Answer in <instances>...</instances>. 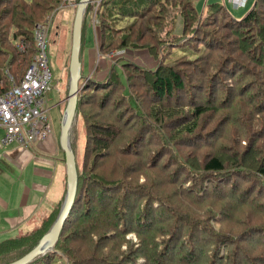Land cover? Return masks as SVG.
Instances as JSON below:
<instances>
[{
    "label": "trees",
    "instance_id": "1",
    "mask_svg": "<svg viewBox=\"0 0 264 264\" xmlns=\"http://www.w3.org/2000/svg\"><path fill=\"white\" fill-rule=\"evenodd\" d=\"M145 1L147 2L144 3ZM137 3L139 8H144L142 11L123 13L126 6H135ZM178 3H180V6L174 7ZM60 4L61 0H0V22H7L10 30L12 29L10 37L5 38L3 36V28L0 27V53H4L9 57L7 63L0 65V81L4 86L2 91L10 87L7 74L13 78L16 84L21 82L35 54V25L43 23L47 19L46 14L48 12V15L51 12L54 13ZM141 4L142 6L140 7ZM155 9L157 11L153 14ZM108 11L111 17L109 22L103 16ZM131 14H135V18ZM99 17L98 24L101 29V43L98 51L100 54H106L111 50L146 51L156 64L153 68L149 67L145 61H142L143 64L137 65L132 61L125 60L120 55L116 59V63L111 66L112 69L107 78L102 82L96 83L92 79L85 82L84 89L90 86L92 87L90 90L92 93L96 91V87L100 89L104 86H111L116 90L120 87L121 91L124 90L127 94L126 96L120 94L118 102H123L128 116L121 117L122 115L120 114L114 122H109L107 125L103 123L102 126L95 123V120L93 121L91 116L83 114L82 117L84 126L82 159L88 157L89 153H92V149H89V142H92L94 147L100 146L104 149L107 148V140H109L112 142L111 149H114L112 153L114 155L111 156L115 157L111 158L110 161L106 160L105 163L110 164L112 169L107 171L108 175L106 178H103L105 183L98 181L97 187H95L97 191L95 199L94 194L90 191V187L94 186V180L92 179V183L89 182L88 184L85 177H78L76 196L56 244L51 251L35 258L28 264H83L84 258L82 260L80 255L82 252L73 246L66 247L67 243L71 244L72 242L81 241L85 243L90 242L88 247H92V249L98 246L101 247L100 252L95 253V256L102 259L97 260L98 264H126L130 261L126 252H129L134 257L140 254L142 257H145L147 250L142 251V246L147 242L148 235L152 234L155 228L162 227L163 225L160 224L164 221H167L164 223L168 225V229L166 232L162 231V236L167 239L172 232L171 235L175 237L170 242H166L167 245L171 244L169 253L173 254L177 251L183 256L176 259L177 262L174 261L175 258H168L162 263L160 260L164 259V257L159 258L154 264H184L188 256L191 257L192 254L199 253L200 244L203 242H199L197 238L200 233L196 231V226L194 224L191 227L190 225L187 226V222L184 219L186 216L181 217L180 215L178 217L177 210L179 207L181 208L180 210L185 208L187 212L188 208L193 209L194 216L198 215L196 220L194 217L195 224L200 222L203 224L207 223L211 228L214 226L212 228L214 233H218L219 236L224 238V242L221 244L209 245L206 249L208 251L206 252V259L211 258L212 253L216 249H219L224 255L230 252V256L224 259V264L243 263L242 258L238 259L237 257L240 252L237 250L236 244L241 242V238L244 241L243 233L247 231L249 235L252 234V237L259 242H255L256 245L253 248H245L246 253L243 257L249 264L253 262L255 264H264V256H262L264 254V213L259 211L260 214L256 215V218L262 220V224L259 226L253 225L254 216L244 213L247 206L253 207L250 201L246 199L249 200L254 193H259L260 190L264 191V163L258 165L261 166L258 170L259 172L257 171L259 174L249 171V173H253L252 175H248L251 180L242 181L241 176L247 175V171L239 170L242 165L239 161L241 159L240 156H236L235 159L231 156L228 158L229 161L223 156H211L209 154L204 158H198L194 151L196 149L206 150L210 144L214 148H225L226 151L239 148L243 156L242 160L244 161L245 156H254V152L257 153L258 151H260L259 156L264 158V0H254L249 11L241 18L232 17L226 6L219 3L206 4L204 10L198 12L195 7V0H181L180 2L178 0H143L142 3H139V0H102ZM42 18L44 20L41 21ZM130 18L134 20L148 19L142 24L144 26L139 25L135 30L131 29L130 25L126 28L122 25L124 20H130ZM134 20L131 24L134 23ZM106 22L116 28L111 31V35H108L110 28ZM205 24L211 27L210 32L201 30L205 28L203 27ZM214 36L222 40V45L215 43L217 48L222 49V54L223 50L225 52L222 57L221 55H214L211 57L212 62L206 63L210 51L205 50L207 56L198 51L210 49L211 47H208L209 44L206 42L211 43V39ZM85 38L83 32L81 34L80 60ZM233 38H237V40L234 41ZM4 40L9 45L8 49L1 47L2 43L4 45ZM234 44L236 51L232 55L229 52L230 47L234 46ZM174 51H180L182 55L175 57ZM229 57L230 59H228ZM221 60L225 61L224 66H222ZM121 61L123 62L121 69L125 79L123 82L119 80L114 72V66ZM197 61L203 64V67L204 64H207L208 67L205 66L202 70V85H197L195 94L198 96V100L193 94L188 99L186 95L187 90L194 91L191 85L192 78H190V83L188 84L171 68H180L179 66L185 64L191 66V63H197ZM132 75H137V80H144L142 78H146L147 82L152 84V94L160 98V100L163 97L174 99V95H176L180 99L184 98L187 106L193 109L191 111V118H188L186 114L184 116L178 110L181 113L176 118V120L181 119V122L177 125V131L181 135L177 139L178 143L169 134L174 128V131H176V126L172 123H167L166 120L175 114L169 111V109L159 108V110H162V115H160L159 119L147 116L145 105L140 102V100L143 101L140 97L141 95H138V92H142L140 90L136 93L131 91ZM209 80H211L210 85H213L214 88L208 87L207 91H205L203 82ZM212 80H215L216 84ZM106 91L109 94V90ZM114 93H110L108 96ZM210 101L214 102L212 108L205 105L206 103L210 104ZM135 103L137 107H135ZM81 105L82 103L77 104L76 111ZM180 107L179 102H174V108ZM247 107H249L250 111L247 110ZM98 108L100 109L98 115L104 114L103 109L105 107L102 109ZM214 108L216 110H211ZM122 112L125 113V110H122ZM223 112H225V115ZM105 115L108 116V114ZM130 117L132 119L129 121ZM210 118L213 119L211 120ZM216 118H219L218 122L215 120ZM108 120L106 119L107 122ZM139 122L142 125L145 123L146 126H141ZM214 122L215 125L208 131L214 132L210 136L203 134L206 130L202 132L198 131L203 124L209 127ZM147 123H151L153 127L147 126ZM143 128L145 130H142ZM233 129L235 130L234 132ZM148 133H150V138L146 140L145 136ZM174 135L176 136L177 133ZM93 136L99 140H94ZM199 143L200 145L196 146ZM136 146L139 149L134 150ZM182 148L191 149L193 153L185 154L182 152ZM122 149L130 154L129 160H126L134 162L133 166L132 164H124L127 162L122 163L119 160V155L122 156L123 154ZM129 149L130 152L128 151ZM251 156L248 157L247 165H250L251 161H253ZM115 159L120 162H112ZM189 159L192 162L197 159L198 165L191 164ZM160 160L166 165H171L173 169L168 173L174 171V176H178L180 182L178 186L174 185L170 187L168 185L171 174L166 176V179L161 178V176L155 177L151 185H148L147 182L140 183L136 181L138 175L149 171L147 168L151 167L150 165L157 166V162ZM226 161L230 163L225 164ZM133 168H135V173L131 171ZM77 174L78 176L80 175L79 173ZM124 174H126V177L129 174L128 179L122 177ZM118 178H122V180L118 183H112L113 180ZM181 180L182 182L185 180V183L182 184ZM252 183L255 184V187L252 186ZM132 184L137 185L138 191L135 192L133 187H130ZM246 185L248 186L246 187ZM115 187L117 189L121 188L120 191H122V194H126V196L128 193L135 194L133 202L135 203L137 199L141 200L142 206L144 202L146 205L150 203L152 209H156L167 204V214L177 216L175 224H171L164 214L163 216L154 215L152 212L146 214L142 207L138 211L137 215L139 216L135 220L132 219L134 215L131 213L127 214L119 208L114 209L113 207H109L107 201L104 200V189L110 192ZM194 188L195 193L192 191ZM146 192L148 193L144 194ZM183 193L195 196L196 201H203L206 206H192V204H188L187 202H184V204L183 197L177 196ZM79 195L80 199H78ZM124 195L120 197L123 198ZM158 196H161V198ZM110 200L114 201L116 197L113 196ZM95 204L99 207L98 210L94 208ZM102 206L110 210L104 212L105 214L112 215V217L116 215L121 218L118 223L119 228L116 227L113 230L114 234H111V237L107 234L95 235V233H99L98 230H105L110 224H115L114 221L107 218L109 215L103 214L104 216L100 217L102 215ZM77 209L81 213L83 221L89 219L91 211H97V222H94V225L88 228L92 229L89 235L86 236L85 233L82 235L85 239H68L67 241V237H63L62 235L72 226L70 216ZM129 209L130 211L133 210V208ZM111 210L113 211L111 212ZM226 212H229V218L226 216ZM147 222L151 224V228L144 230L142 225ZM133 225L134 227H132ZM229 225L236 227L239 230L238 234L229 236L227 232H232V230H226L227 232L221 230L222 227ZM45 228L47 229V227ZM44 232L40 231L37 234L40 236ZM133 234L136 242L128 238V236ZM178 238L184 241L189 239L190 242H194V247L188 249L190 250L189 253H186L183 248L182 250L178 249ZM238 238L240 241L236 240ZM108 242H114L112 250L111 248H105ZM118 242L122 246L119 247ZM188 243L179 242V245L180 247L182 245L187 246L186 244ZM36 244L37 240L33 234L2 242L0 244V264H10L18 260ZM215 247L216 249L214 250ZM116 249L118 252L115 251ZM226 249H229V251L225 252ZM20 250L22 251L18 256L17 251ZM88 251H85V253L87 254ZM148 257L154 258L151 253ZM2 259L4 260L3 263ZM131 261L137 262L136 264H153L150 261H146V258L143 262L137 258L135 261ZM200 261L205 260L200 257Z\"/></svg>",
    "mask_w": 264,
    "mask_h": 264
},
{
    "label": "rangeland",
    "instance_id": "2",
    "mask_svg": "<svg viewBox=\"0 0 264 264\" xmlns=\"http://www.w3.org/2000/svg\"><path fill=\"white\" fill-rule=\"evenodd\" d=\"M67 1L68 0H61V4L58 6V8H56L54 15H53V12H51L48 15V13H49L48 12L46 14L47 17L45 16L46 18H48L50 16L53 17V25H52L49 33H48V45H47V55H48V61H49V70L51 73V83H50V91L45 95V98H44L45 103L43 106V110L45 111V116L48 118V123H50V124L53 123L54 129H52V130L56 134V136L58 137V140H59V135H60L61 116L65 112L67 92H68V82H69L68 65H69V57H70L72 22H73V16L75 13L76 5H77L79 0H70L69 2H67ZM94 1L95 0H92L89 3V5L87 6V9H86V13L84 14L82 33L84 32V34H85L86 29L88 30L89 28H91V32L88 31V33H87V37H86V40H85L84 46H83L84 50L81 53V58H82L81 63H82V70H83L82 75L84 77H82L81 81H79V84H78L80 91L78 92V95H77V104L82 103V105L79 106L78 110L76 111V116L74 118L72 127L70 129L69 137H70L71 146L75 152L77 171L80 174L78 177L79 178L85 177L86 182H88V184H89V182H91L92 179L94 180V186L90 187V191L94 194V199H95L96 192H97L95 187H97L98 181H103V178H106V176L108 175L107 171H110V169H112V166L110 164L105 163V162H106V160L110 161L111 158H113L115 156H111V155H114V154H112L114 152V149H111L112 142L107 140L108 146H107V148H104V149H102L100 146L94 147L92 142H89V149H92V153L88 154V157H86L87 159L86 158L82 159V151L84 148V133H83L84 126L82 123L83 114H85L87 116H91L92 120L93 121L95 120L94 121L95 123L101 124L100 126H102L103 123L107 125L109 122H114V120L117 119V116H120V114L122 115L121 117H123L125 115L128 116V114H127V110H126L123 102H121V101L118 102V100L120 99V94L122 96L127 95L124 90L121 91L120 87L117 88V90L111 86H104L100 89H99V87H96V91L92 90L93 93L90 91L92 88L90 86L87 89H84L85 88V86H84L85 81L83 83L82 80L83 79L86 80V77H87L86 75H89V71H88V67H87V57L85 56V50H86V54H87L89 46L93 47V44L95 42H97V44H98L97 40H95V41L93 40V31H94V28L99 26L98 17H99V13L101 10V2L99 4H95L96 1L95 2ZM142 1L143 0H139V3H142ZM180 1L181 0H178V2H180ZM146 2L147 1H145L144 3H146ZM211 3L224 4L226 6V8L228 9L229 14L232 17L241 18L245 13H247V11H249V9L251 8V6L254 3V0H246L245 4L243 6H240V7H235L233 4L228 3V2L224 3V0H195V7L198 10V12H201L204 10V7L206 6V4H211ZM138 6H139L138 3L135 6H128V7L126 6L123 10V13L139 12V11H142V9H144L143 7L139 8ZM141 6H142V4L140 5V7ZM179 6H180V3H178V5L174 6V7H179ZM156 11H157V9H155L153 11V14H155ZM131 15L134 18L136 16L135 14H131ZM103 16L105 17V19L108 22L111 20V17L109 16V11L105 12V14H103ZM44 18H42L41 21L44 20ZM147 19L148 18L143 19V20H139V19L134 20L133 18H130V20L129 19L124 20L122 22V25L125 26V28L127 26L129 27V25H130L131 29L133 28L136 30V28L139 25L141 26L142 24H144V22ZM99 20H100V17H99ZM133 20H134V23L131 24ZM108 26L110 28V30H108V32H109L108 35H111V33H112L111 31L113 29H116V28L114 26H110L109 24H108ZM142 26H144V25H142ZM0 27L3 28V30H2L3 36H5V38L10 37V32L12 29L10 30V26L7 24V22H5V21L0 22ZM203 27H205V28H203L201 30H204L207 32L211 31V27H209L208 24H205ZM211 40L213 43L212 42L211 43L206 42L207 44H209L208 47H211L210 49H204L203 51H198L202 54H206V56H207V53H205V52L207 50L210 51V55L207 57L206 63H209V62L211 63L212 62L211 57H213L214 55H219V56L221 55V57H222L224 52H225V50H223V54H222V49L217 48V45L215 44V43H218L219 45H222L221 44L222 40L219 39V37L214 36V37H212ZM233 40L235 41V40H237V38L236 39L233 38ZM1 47L6 48V49L9 48V45H8L6 40H4V45H3V43L1 44ZM235 51H236V46L234 44V46L230 47L229 53H232V55H234ZM174 52L176 54L175 57H177L178 55H182V52H180V51H174ZM117 54H116V50L115 51L111 50V51L107 52L106 54H100L99 53V57L103 56L104 58L108 59V58L114 57ZM236 55H238V54L236 53ZM107 56H109V57H107ZM8 59H9V57L7 55H5L4 53L3 54L0 53V65L7 63ZM190 59H193V58H190ZM228 59H230V57ZM228 59H226V60H228ZM106 61H110V60H106ZM170 61H172V59H170ZM194 62H196V61H194ZM221 63H222V66H224L225 61L221 60ZM122 64H123V62L121 61L116 66H114V68H115L114 72L117 75V77L119 78V80L123 82V81H125V79H124V75H123V72L121 69ZM137 65H140V64H137ZM188 65L189 64H185V65H181L183 67L179 66L180 68H171V69L176 71L177 74L179 76H181L182 79H184V81H186V83H188V84L190 83V78H192L191 79V85L193 86L194 91L192 92V90H187L186 95H187L188 99L190 98V96L192 94L197 98L198 96L195 94L196 89L198 87L197 85H199V84L202 85V78H203L202 77V70L204 69L205 66L208 67V65L204 64V67H203L202 66L203 64L199 63L198 61H197V63H191V66H188ZM111 66H112V64H111ZM111 66H108V68L105 72L103 69L101 70V69L97 68L96 77L95 78L90 77V79L94 80L96 83L102 82L105 78H107V75L111 71V69H112ZM148 66L149 67L152 66L151 61H148ZM222 66H221V68H222ZM225 67H226V65H225ZM228 70H229V68H228ZM6 74H7V72H6ZM193 74H194V77H193ZM191 75H192V77H191ZM6 76L8 79L13 80L12 77H9V74H7ZM101 76H103V77L105 76V77L103 78ZM142 79H144V80H137V75L136 76L132 75V80L130 79L131 80V85H130L131 91L133 93H136L139 90L142 92V93L138 92V95H141L140 97L143 101L140 100V102L145 105V112H146L147 116L156 117L157 119H159L160 115H162V113H161L162 110H159V108L169 109V111H171L175 114V115L171 116L170 118H167L166 120H167V123H172L176 126V131H174L175 130V128H174L173 131L170 132L169 134L172 137V139L176 140V143H178L177 139L181 135L177 131V125L181 122V119L176 120V118H178L181 113H183L184 116L186 114L188 118H191L192 117L191 111L193 109L191 107L187 106V104L184 101V98L180 99V97H178L176 95H174V99H171V98L168 99L167 97H163V99L160 100V98H157V97H155V95L152 94V90H151L152 84L148 83L146 78H142ZM210 82H211V80H209L207 82H203V88L206 89L205 91H207L208 87L214 88L213 85H210ZM212 82L216 84L215 80H212ZM10 85H11V83H10ZM110 87H111L112 92L110 90ZM106 90H109V94L114 93L115 91L116 92L114 94H112L111 96H108L109 94L106 93L107 92ZM83 92H84V94H83ZM81 95L83 97H79ZM203 95L205 96V94H203ZM195 97H194V99H195ZM197 100H198V98H197ZM116 102H118V103H116ZM174 102L175 103L179 102L181 107L180 108H174ZM213 104H214V102L210 101V104L206 103L205 105L209 106V108H212ZM98 107H100L101 109L103 107H105L103 109L104 114L102 113L101 115H98L99 110H100ZM135 107H137L136 103H135ZM122 110H125V113H123ZM178 110L181 111V113H179ZM211 110H216V108L211 109ZM211 110H210V112H211ZM247 110L250 111L249 107H247ZM105 114H108V116ZM223 114L225 115V112H223ZM103 116H107V117H103ZM110 116H113V117H110ZM106 119H109L108 122L106 121ZM131 119L132 118L130 117V119H128V120L130 121ZM210 119L212 120L213 118H210ZM211 120H210V122H211ZM215 120L218 122L219 118H216ZM139 124H141V126H146L145 123L142 125V123L139 122ZM203 125L198 130L199 132L206 130V131H204L203 134L207 135V136H210L211 134L214 133V132H208V131L215 125V122L209 127L207 125H204V126ZM147 126L153 127L151 125V123H149V124L147 123ZM145 128H143L142 130H145ZM232 128H233V126H232ZM234 131L235 130L233 129V132ZM151 132H153V131H151ZM173 133L174 134L177 133V135L175 136ZM149 134L150 133H148L145 136L146 140H148L150 138ZM93 137H94V140L95 139L99 140L98 138H95V136H93ZM198 145H200V143L197 144L196 146H198ZM224 145H225V142H224ZM135 149H139V147L136 146V147H134V150ZM121 151H123V149ZM128 151L130 152V149ZM131 151H133V150H131ZM194 151L196 152L195 154H197L198 158H202V157L204 158V157H206V155L209 154L211 156H223L224 158H226L229 161L228 158H230L231 156H233L234 159L236 156H240L241 159L239 161L242 165L240 166L239 170H244V172L247 171V175H245L244 177L241 176L242 181H246V180L250 181L251 179L248 175H252L254 172L259 174L258 170L261 168V166H258V165H260V163H264V160H263L264 158H261L259 156L260 151H258L257 153L254 152V154H255L254 156L250 155L251 159L253 160V161H251L250 165L246 164V162L248 161V157H250V156H248V157L245 156V161L242 160L243 156H242L241 150L239 148H237L235 150H231V151H226L225 148L222 149V147H221L220 149H218V148L212 147L209 144L207 146L206 150H197L196 149ZM182 152L185 154H189L190 152H192V150L191 149L188 150V148H186V149L182 148ZM95 154H97V156H95ZM129 155L130 154L127 151H123L122 156L119 155V160H121L122 163L127 162L124 164H132V166H133L134 162H128L127 161V160H129L128 159V157H130ZM119 160L115 159L112 162H120ZM189 161L193 165H195V164L198 165L197 159L194 162H192L190 159H189ZM226 163H228V162L226 161L225 164ZM150 166L151 167L147 168V170H149V171H146V173L142 172V174H140L136 177L137 182H140V183L147 182L148 185H151L152 184L151 182H153V179H155V177L161 176V178L166 179V176L171 174V178L169 179L170 183H168V185L170 187H172L174 185L178 186L180 184V182L178 180V176H174V174H175L174 171H172L171 173H168L169 171H171L173 169L171 167V165H166V164H164V162H162V160H160L159 162H157V166H152V165H150ZM134 169L135 168H133L131 171L135 173L136 171ZM249 171L253 172V173H249ZM117 175H118V173H117ZM234 175H232V176H234ZM119 177H121V176H119ZM122 177L128 179L129 174H128V177H126V174H124V176H122ZM237 179H239V178H237ZM237 179H235V180H237ZM121 180H122V178H118V179L113 180L112 183H118ZM235 180H233V181H235ZM181 182H182V180H181ZM184 183H185V180H183L182 184H184ZM247 186L248 185H246V187ZM252 186L255 187V184L252 183ZM130 187H133L135 192L138 191V188H136L137 187L136 184H132V186H130ZM120 190H121V188L117 189V187L111 189L110 192H107L108 190L104 189V196H105L104 200L107 201L109 207H113L114 209L119 208V209L123 210L124 213H127V214L131 213L132 215H134L132 218L134 220L137 218V216H139L137 214H138V211L140 210V208L142 207L143 211L146 214L148 212H152L154 215H162L163 216V214H164L165 217H167L168 221L171 224H175L177 216L172 215V214H167L168 213L166 210L167 204H164V205H162L156 209H152L150 203H148L146 205V203L144 202V205L142 206L141 205L142 202H140L141 200H138V199L134 203L133 201L135 198L134 197L135 194L128 193L127 194L128 197H127L126 194L125 195H124V193L122 194V191H120ZM192 191H193V193H195L194 192L195 188ZM147 193L148 192H146L144 194H147ZM122 195H124L123 198L120 197ZM113 196L116 197V200L111 201L110 199ZM162 196H163V194H162ZM177 196L183 197V203L187 202L188 204H192V206H194V205L195 206H204V207L206 206L203 203V201H196L195 196H193V195L191 196V194L183 193V194L177 195ZM118 197H120V198L118 199ZM159 198H161V196ZM78 199H80V195H79ZM246 200L250 201V204L253 207L250 208L249 206H247L244 213H246L247 215H250V216H254L253 217V225L254 226L261 225L262 220H260L259 218H256V215L260 214L259 211L261 213H264V191L260 190L259 193H254V195L249 200L248 199H246ZM184 207H187V206H184ZM94 208H96L98 210L99 207L95 204ZM102 208H103L102 212H101L102 215L100 217H103L104 215H109V214H105L104 212L110 211V210H108L107 208L105 209L103 206H102ZM129 208H133V210L130 211ZM142 209H141V212H142ZM180 209L181 208L179 207V209L177 210L178 217H180V215H181V217L186 216L184 219L187 222V226L190 225V227H191L194 224L196 226V231L200 233L197 238L199 239V242H203L200 244L201 247L199 249V253H196L195 255L192 254L191 257L188 256L184 264H224V262H225L224 259L226 257L230 256V252H228L229 249L225 250V252H228V254L224 255L223 252H221L219 249H216V247H215L214 250L215 249L216 250L212 253V257L209 259H206L207 258L206 252H208V251H206V249L209 247V245L221 244L222 242H224V240H223L224 238L219 236L218 233H214V231L212 229L214 226H212V228H211V226L208 225L207 223L203 224L200 222H197L195 224L194 223V217L195 216H194L193 209L188 208V212L185 208L183 210H180ZM112 211L113 210H111V212ZM226 211H228V210H226ZM96 214H97V211H94V210L91 211L89 214V219H86L85 221H83V219L81 218V213H79V210L78 209L75 210V213L70 216V220H71L70 222H71L72 226L69 229H67L63 233L62 236L67 237V241H68V239H80V238L85 239L84 236L82 237V235L84 233L86 236L90 234L92 229H88V228L92 227L94 225L93 224L94 222H97ZM226 216H228V218H229V212H226ZM55 217L56 216H54L52 221L49 223V226L47 227V229L45 228L42 231L46 232L49 229V227H51V225L53 224V222L55 220ZM107 218L114 221L115 224H110L109 226L106 227L105 230L104 229L98 230L99 233L98 234L95 233L96 236H99L101 234H107L109 237H111V234H114L113 230L116 229V227L119 228L118 223L121 220V218L119 216L115 215L112 217V215H109ZM197 218H198V215L195 217V220ZM164 222H167V221H164ZM164 222H162L160 224V225H163L162 227L155 228L153 233L152 234L150 233L148 235L147 242H145L144 245L142 246V251L147 250L145 253V257H142L141 254L139 256L134 257L133 255L129 254V252L128 253L126 252V255L128 254V260H130L126 264H136L137 262L131 261V260L135 261L136 258L139 259V261L141 260L142 262L146 258V261H150V263H153V264H154V262H157V260L159 258H163V257H164V259L160 260L162 263L164 262L165 259H168V258H175L174 261L177 262L176 259H179L180 256H183V255L179 254L177 251H176V253H173V254L169 253V251L171 249V244L167 245L166 242H170V240L175 238V237H173L171 235L172 232L170 233V236L167 239L162 236V231L166 232L168 229V225ZM142 226H143L142 228L144 230H148L151 228V224H149L148 222L144 223ZM132 227H134V225ZM221 230L223 232H227L226 230H232V232H227L229 234V236H235L239 232V230L232 225L222 227ZM42 235L38 236V234H37L35 236L37 242ZM243 235H244L243 236L244 241H242V238H241V242L236 244L237 250L240 252V254L237 257H238V259L242 258L243 263H241V264H249L245 260V258L243 257L244 254L246 253V250H244V249L245 248H247V249L253 248L254 245H256L255 242H259V241H257V239H255V238H253L252 234L249 235V233L247 231H245L243 233ZM134 237H135L134 234L128 236L129 239H132V241L134 240L136 242V238H134ZM94 239H96V238L94 237ZM202 239H204V240H202ZM236 240H239V238ZM162 241H164V242L160 244L159 242H162ZM177 242H178L177 243L178 249L180 248L179 250H182V248H183V249H185L186 253L190 252V250H188L189 248L194 247V242H190L189 239L184 241V240H181L180 238H178ZM179 242H189V243L186 244L187 246L182 245L180 247ZM89 243L90 242L85 243L84 241L72 242L71 244L67 243L66 247L73 246V247H76V249L78 248V250L80 252H82L80 254L81 259L83 260V258H84L83 264H98L97 260H102V259L100 257L95 256V253H99L101 247L98 246L97 248L95 247L94 249H92V247H88ZM113 243L114 242H108L105 245V248L106 249L111 248V250H112ZM118 243H119L118 244L119 247L122 246V244L120 242H118ZM138 247H139V245H138ZM126 248H127V246H126ZM117 249L115 251H117ZM242 250H244V252H242ZM21 251L22 250L17 251L18 256H19ZM85 251H88V253L86 254ZM150 253L153 254L154 258L148 257V255ZM72 254H73V252H72ZM115 254H117V253H115ZM262 256H264V254H262ZM130 257H132V258L129 259ZM200 257L203 260H205L206 262L200 261ZM3 262L4 261H2V263ZM249 262H251V261H249ZM147 264H149V263H147ZM170 264H174V263H170ZM251 264H255V263L253 262Z\"/></svg>",
    "mask_w": 264,
    "mask_h": 264
},
{
    "label": "crops",
    "instance_id": "3",
    "mask_svg": "<svg viewBox=\"0 0 264 264\" xmlns=\"http://www.w3.org/2000/svg\"><path fill=\"white\" fill-rule=\"evenodd\" d=\"M88 31L91 28L86 29L85 37ZM93 40L98 44L93 42L87 54L85 50L89 71L86 80L96 77L97 68L105 72L114 63L103 56L97 57L101 43L99 26L94 28ZM122 54L125 60L136 64L151 61V68L156 64L146 51L126 50ZM50 128L44 139L25 145L2 144L4 130L0 128V244L30 234L36 236L60 211L66 194V166L58 137L52 130L53 123Z\"/></svg>",
    "mask_w": 264,
    "mask_h": 264
},
{
    "label": "built area",
    "instance_id": "4",
    "mask_svg": "<svg viewBox=\"0 0 264 264\" xmlns=\"http://www.w3.org/2000/svg\"><path fill=\"white\" fill-rule=\"evenodd\" d=\"M95 1L99 4L102 0ZM245 1L225 0L235 7L243 6ZM52 22L53 17L50 16L35 25V54L21 82L15 84L9 79L10 87L2 91L4 86L0 81V128L4 130L1 140L4 145L11 142L23 145L34 143L44 139L51 131L43 106L51 83L47 45Z\"/></svg>",
    "mask_w": 264,
    "mask_h": 264
},
{
    "label": "water",
    "instance_id": "5",
    "mask_svg": "<svg viewBox=\"0 0 264 264\" xmlns=\"http://www.w3.org/2000/svg\"><path fill=\"white\" fill-rule=\"evenodd\" d=\"M92 0H79L72 22L71 46L68 65L69 83L66 99V109L60 123L59 147L63 153L66 166V194L63 204L51 227L39 238L37 244L24 256L10 264H28L37 257L52 250L56 244L62 227L73 205L78 182V171L74 149L71 146L69 133L76 116L77 95L80 91L78 84L82 79L81 74V34L84 14ZM110 60L113 62L116 58Z\"/></svg>",
    "mask_w": 264,
    "mask_h": 264
},
{
    "label": "flooded vegetation",
    "instance_id": "6",
    "mask_svg": "<svg viewBox=\"0 0 264 264\" xmlns=\"http://www.w3.org/2000/svg\"><path fill=\"white\" fill-rule=\"evenodd\" d=\"M122 52H123V51H116V54H117V53H122ZM115 63H116V62H115Z\"/></svg>",
    "mask_w": 264,
    "mask_h": 264
},
{
    "label": "bare ground",
    "instance_id": "7",
    "mask_svg": "<svg viewBox=\"0 0 264 264\" xmlns=\"http://www.w3.org/2000/svg\"><path fill=\"white\" fill-rule=\"evenodd\" d=\"M70 134V133H69ZM70 138V137H69Z\"/></svg>",
    "mask_w": 264,
    "mask_h": 264
}]
</instances>
